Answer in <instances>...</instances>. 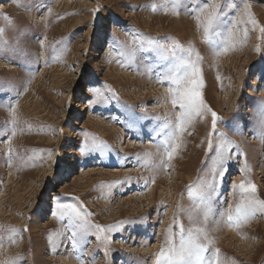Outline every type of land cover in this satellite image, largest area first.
Listing matches in <instances>:
<instances>
[{"label":"rangeland","instance_id":"374dc122","mask_svg":"<svg viewBox=\"0 0 264 264\" xmlns=\"http://www.w3.org/2000/svg\"><path fill=\"white\" fill-rule=\"evenodd\" d=\"M0 4V264H156L182 234L206 260L264 264V209L236 187L264 201V0ZM193 68L215 132L172 103Z\"/></svg>","mask_w":264,"mask_h":264},{"label":"snow or ice","instance_id":"6c2138e0","mask_svg":"<svg viewBox=\"0 0 264 264\" xmlns=\"http://www.w3.org/2000/svg\"><path fill=\"white\" fill-rule=\"evenodd\" d=\"M247 7V5H245ZM199 11H204V9H199ZM224 9L219 8L218 6L213 9V11L209 12L207 15V27L205 28V32L209 31L213 24H215L221 17V13ZM5 20L9 18L5 15ZM255 23V21H253ZM3 30L0 29V32ZM264 32V29H262ZM169 82L174 86L175 91L173 92L172 103L175 107H177L181 111V120L186 117L191 119L193 116H204L207 113H211V123L213 132H215L216 125L220 120V117L212 111L204 102L202 98V82L199 78V72L195 68L191 75H185L183 78L180 77L179 74L176 76H172L169 78ZM91 102V100H89ZM181 132H183V124L180 125ZM211 136V133H210ZM179 145H176L172 148V152L169 153L168 159L171 160L173 158L172 153H174ZM212 148V142L209 140V149ZM81 153L91 154L92 152L98 151L95 146H89L87 143L83 144L78 149ZM231 155L228 157H224L223 153H221V163L220 168L221 172H218L217 175L220 176L222 179V175L226 174V164L224 161L226 159H230ZM242 193L251 194L253 199L249 201L251 205H259L262 209H264V201L255 200V193L257 189L255 185H247L246 183H241L240 185L236 186ZM56 208L59 210V219L61 221L67 220H84L87 221V218L91 215L87 212L86 209L83 208L82 205L77 206L73 203H57ZM231 220V217H229ZM95 228L96 232H106L110 231L111 229H104L100 225L92 226ZM118 227V226H113ZM82 231L87 233L88 228L82 227ZM73 237L75 233H70ZM99 238V237H97ZM169 247L166 249H162L157 257L156 264H219L218 257L214 258V260H206L204 253L208 251L207 248L202 247L199 244H196L192 241H189L188 246H186L185 241L183 239V234L181 236L180 246L176 248L173 245V241L169 240L168 242ZM75 246V245H74ZM218 253V250H217ZM216 254H214V257Z\"/></svg>","mask_w":264,"mask_h":264},{"label":"bare ground","instance_id":"6f19581e","mask_svg":"<svg viewBox=\"0 0 264 264\" xmlns=\"http://www.w3.org/2000/svg\"><path fill=\"white\" fill-rule=\"evenodd\" d=\"M1 5V4H0ZM3 7V6H2ZM165 138V137H164ZM134 144V143H133ZM151 185V184H150ZM150 185H148V187L147 188H150ZM149 190V189H148ZM75 264V263H74Z\"/></svg>","mask_w":264,"mask_h":264}]
</instances>
